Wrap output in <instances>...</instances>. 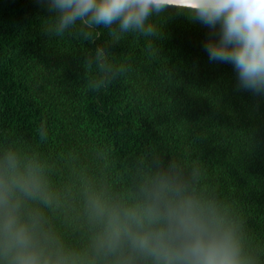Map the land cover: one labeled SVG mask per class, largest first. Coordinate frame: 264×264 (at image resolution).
Wrapping results in <instances>:
<instances>
[{
  "label": "trees",
  "instance_id": "obj_1",
  "mask_svg": "<svg viewBox=\"0 0 264 264\" xmlns=\"http://www.w3.org/2000/svg\"><path fill=\"white\" fill-rule=\"evenodd\" d=\"M50 19L37 0H0V146L39 153L57 186L87 174L118 187L155 155L198 166L264 264V96L209 60L211 30L168 9L157 36L117 42L79 24L48 37Z\"/></svg>",
  "mask_w": 264,
  "mask_h": 264
},
{
  "label": "clouds",
  "instance_id": "obj_2",
  "mask_svg": "<svg viewBox=\"0 0 264 264\" xmlns=\"http://www.w3.org/2000/svg\"><path fill=\"white\" fill-rule=\"evenodd\" d=\"M37 3L51 18L48 37L79 24L86 38L102 27L117 42L129 33L157 36L151 18L173 9L211 30L204 50L211 62L233 66L236 91L264 96V0ZM39 137L47 139L43 124ZM200 178L198 166L155 155L118 187L87 174L57 186L39 153L0 146V264H260L243 223Z\"/></svg>",
  "mask_w": 264,
  "mask_h": 264
}]
</instances>
